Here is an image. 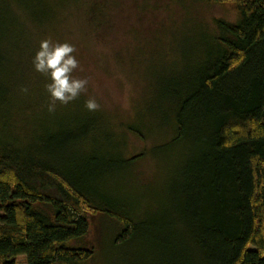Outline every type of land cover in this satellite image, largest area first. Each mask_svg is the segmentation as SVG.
Wrapping results in <instances>:
<instances>
[{"label": "trees", "instance_id": "trees-1", "mask_svg": "<svg viewBox=\"0 0 264 264\" xmlns=\"http://www.w3.org/2000/svg\"><path fill=\"white\" fill-rule=\"evenodd\" d=\"M209 1L232 4L239 18L202 28L199 56L160 85L170 145L183 144L187 155L170 190L177 218L158 216L154 225L181 264H264V0ZM21 4L40 24L50 18L42 1ZM103 8L92 6L96 28ZM7 36L0 34V71ZM84 107L58 119L39 146L0 138V264L20 256L27 264H85L95 255L86 238L98 214L124 225L119 244L141 226L90 186L119 162L85 152L99 128Z\"/></svg>", "mask_w": 264, "mask_h": 264}, {"label": "rangeland", "instance_id": "rangeland-1", "mask_svg": "<svg viewBox=\"0 0 264 264\" xmlns=\"http://www.w3.org/2000/svg\"><path fill=\"white\" fill-rule=\"evenodd\" d=\"M39 1L48 6L50 17L41 24L21 0H0V34L9 33L1 46L7 61L0 71V138L39 146L58 119L74 116L94 98L100 107L87 115L99 129L87 136L85 152L106 159L111 154L120 164L90 186L141 226L119 244L124 225L98 214L86 238L95 255L85 264H181L179 254L161 246L154 220L165 214L177 218L170 190L187 152L181 143L170 145L172 133L157 97L163 79L179 75L199 56L202 28L213 31L218 19L236 22V8L209 0ZM94 4L104 7L97 28L89 21ZM45 39L73 45L80 66L72 75L89 81L78 99L66 106L57 103L51 113L45 88L51 81L33 65ZM121 153L132 163H121ZM148 227L157 233L141 236ZM17 264H27L26 257H18Z\"/></svg>", "mask_w": 264, "mask_h": 264}, {"label": "clouds", "instance_id": "clouds-1", "mask_svg": "<svg viewBox=\"0 0 264 264\" xmlns=\"http://www.w3.org/2000/svg\"><path fill=\"white\" fill-rule=\"evenodd\" d=\"M75 47L67 42L53 43L51 39L41 41L39 50L33 58L37 72L46 75L50 83L45 85L49 94L48 111L55 112L57 103L68 105L87 91L88 79L73 77L72 73L79 68V61L73 55ZM27 92V89H22ZM85 107L96 111L100 105L94 98L88 99Z\"/></svg>", "mask_w": 264, "mask_h": 264}, {"label": "crops", "instance_id": "crops-1", "mask_svg": "<svg viewBox=\"0 0 264 264\" xmlns=\"http://www.w3.org/2000/svg\"><path fill=\"white\" fill-rule=\"evenodd\" d=\"M18 259V258H17Z\"/></svg>", "mask_w": 264, "mask_h": 264}]
</instances>
